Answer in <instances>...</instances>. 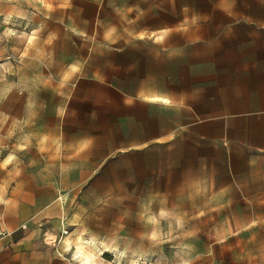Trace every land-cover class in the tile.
Instances as JSON below:
<instances>
[{
    "label": "crops",
    "instance_id": "obj_1",
    "mask_svg": "<svg viewBox=\"0 0 264 264\" xmlns=\"http://www.w3.org/2000/svg\"><path fill=\"white\" fill-rule=\"evenodd\" d=\"M55 5V31L71 38V51L44 66L36 85L58 101L49 139L69 155L56 154L36 171L33 179L48 182L43 206L25 197L32 193L26 184L3 193L0 232L12 230L15 243L28 238L21 224L62 217L68 208L55 198L75 194L71 181L108 174L111 164L149 182L133 196L153 197L158 176L195 174L221 156L264 157V0ZM13 198L15 205L7 202Z\"/></svg>",
    "mask_w": 264,
    "mask_h": 264
},
{
    "label": "rangeland",
    "instance_id": "obj_2",
    "mask_svg": "<svg viewBox=\"0 0 264 264\" xmlns=\"http://www.w3.org/2000/svg\"><path fill=\"white\" fill-rule=\"evenodd\" d=\"M56 1L69 0H0V208L3 193L16 184H26L33 194L25 197L43 206L48 182L33 179L36 171L56 154L69 155L49 139L58 101L38 93L36 85L44 66L51 69L71 51V38L55 31ZM27 89L34 100H23ZM128 171L117 174L116 163L108 174L71 181L78 185L75 194L65 190L55 198L67 211L59 219L21 224L18 230L28 235L21 242L15 243L12 230L1 231L0 264H78L61 246L78 233L117 241L137 264H264L263 156L241 162L221 156L195 174H169L168 181L158 176L153 197L133 196L140 188L146 192L149 182L134 181ZM102 255L111 264H126L110 251Z\"/></svg>",
    "mask_w": 264,
    "mask_h": 264
},
{
    "label": "bare ground",
    "instance_id": "obj_3",
    "mask_svg": "<svg viewBox=\"0 0 264 264\" xmlns=\"http://www.w3.org/2000/svg\"><path fill=\"white\" fill-rule=\"evenodd\" d=\"M159 215H165V211L161 210ZM64 233L67 234L68 232L64 231ZM61 246L65 251H69L72 254L73 259L78 264H111L102 255L105 250L115 255L117 262L121 258H125L126 264H137L133 259L132 252L128 250L121 251L117 248L116 243H111V241L106 239H97L95 235L83 236L78 233L73 239L67 236L63 238Z\"/></svg>",
    "mask_w": 264,
    "mask_h": 264
}]
</instances>
